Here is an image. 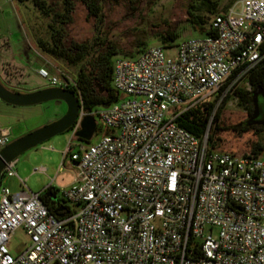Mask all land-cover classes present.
<instances>
[{
    "label": "built area",
    "instance_id": "obj_1",
    "mask_svg": "<svg viewBox=\"0 0 264 264\" xmlns=\"http://www.w3.org/2000/svg\"><path fill=\"white\" fill-rule=\"evenodd\" d=\"M211 36L181 40L172 56L150 46L112 62L117 100L78 108L58 172L73 173L51 212L40 192L11 191L14 161L0 178V264H264V157L207 147L175 119L222 89L231 93L264 59V0H235L209 22ZM36 74L46 87L67 78ZM105 134L78 140L84 117ZM11 140L0 129V149ZM43 171L34 168L33 173ZM27 237L11 255L14 230Z\"/></svg>",
    "mask_w": 264,
    "mask_h": 264
},
{
    "label": "rangeland",
    "instance_id": "obj_2",
    "mask_svg": "<svg viewBox=\"0 0 264 264\" xmlns=\"http://www.w3.org/2000/svg\"><path fill=\"white\" fill-rule=\"evenodd\" d=\"M195 0H117L103 4L101 21L88 16L86 10L79 4L67 25H60L63 29L65 42H91L97 31L117 40L127 46L130 35L144 37V45L140 48L127 46V53L134 55L141 48L159 46L157 35L167 28L174 29L179 34L175 44L181 40L202 38L193 32L186 24L190 5ZM218 5V12L227 8L235 0H213ZM49 18H44L30 2L17 3L15 0H0V80L11 90L20 93L45 88L46 80L36 74V69L45 66L50 74L59 78L75 79L77 67L66 65L63 60L54 59L42 53L37 43L50 42ZM60 29L59 24H55ZM174 44V45H175ZM175 47L165 50V55L172 56ZM239 88L249 89V85L242 82ZM214 100L215 108L223 107L219 120L221 131L213 137L216 148L232 153L249 152L255 142H264V133L247 130L237 133L230 127L239 125L245 128L249 119L244 106L232 95L227 93L215 99V95L208 98ZM100 108V107H99ZM66 111L64 103L55 104L46 102L31 107H13L0 101V127L8 126L11 129L10 142L35 129L59 119ZM259 120H264V106L259 104ZM3 116V117H2ZM95 131L89 141L84 144L96 143L104 134V125L93 117ZM247 127V126H246ZM248 129L251 127H247ZM209 127L207 132L211 133ZM75 146L77 140L72 131H65L42 144L21 154L14 160L13 172L15 176L3 179L2 184L11 191H18L23 187L31 192H40L50 188L56 198L61 200V189L68 188L73 180V173L65 170L58 172L68 144ZM75 147H72V149ZM34 168H43V171L33 173ZM69 209L75 207L64 203ZM27 237L22 228H17L11 235L7 248L11 255L24 249Z\"/></svg>",
    "mask_w": 264,
    "mask_h": 264
},
{
    "label": "trees",
    "instance_id": "obj_3",
    "mask_svg": "<svg viewBox=\"0 0 264 264\" xmlns=\"http://www.w3.org/2000/svg\"><path fill=\"white\" fill-rule=\"evenodd\" d=\"M17 3L30 2L31 5L44 18H49L51 23L50 28V42L37 43L38 49L48 56L63 60L66 65L77 67L73 85L67 87L78 100L79 108L86 112H90L99 107H106L117 100V95L112 88V62L116 56L125 58H132L136 56L143 49L138 50L134 55L127 53V46L132 48H140L144 45V37L137 35H130L127 46L118 43L117 40L110 38L100 31H97L95 37L91 42L77 43L70 41L65 42L63 29L60 25H67L71 21V16L77 4L81 5L87 12L88 16L96 21H101L102 8L104 3L116 2L117 0H15ZM188 11L187 26L195 33L203 37L211 36L213 33L209 29L210 19L217 14L225 11L223 9L218 12V5L213 0H195L190 5ZM59 24L60 29L55 27ZM159 46L164 49L174 46L175 41L180 37L174 29L167 28L157 36ZM249 85V89L234 88L232 95L244 106L247 114L252 113L251 95L258 87L264 89V59L258 67L251 72L244 81ZM46 87V86H45ZM9 89V88H7ZM41 89V88H40ZM18 92L17 90H11ZM37 90V89H36ZM222 93V89L217 91L215 99ZM223 107L215 108L214 100L197 103L194 106L183 111L176 119L175 123L193 135L196 138H201L209 127L212 128L211 133L207 136V147L221 152H228L226 150H219L216 148L213 137L216 132L221 131L219 127V120L222 115ZM245 128L239 125L230 127L237 133H243L247 130H253L256 133H264V128L260 126H251ZM69 131H72L70 128ZM80 129L77 131L79 132ZM76 132V133H77ZM81 140L80 138H77ZM232 153V152H228ZM251 154L253 156L264 157V142H255L250 148L249 152L243 154ZM240 154V153H233ZM56 195L46 188L40 194L41 201L47 206L51 212L63 206L64 200L57 199L53 201L51 197Z\"/></svg>",
    "mask_w": 264,
    "mask_h": 264
},
{
    "label": "water",
    "instance_id": "obj_4",
    "mask_svg": "<svg viewBox=\"0 0 264 264\" xmlns=\"http://www.w3.org/2000/svg\"><path fill=\"white\" fill-rule=\"evenodd\" d=\"M264 99V89L258 87L252 92L251 103L252 113L246 121V126H260L264 128V120H259L258 97ZM0 101L13 107H31L46 102L55 104L64 103L66 111L59 119L35 129L21 137L13 139L6 146L0 149V178L6 164L13 162L18 156L26 151L35 148L43 142L68 131L78 116V100L68 89L45 87L26 93L13 92L7 89L0 81ZM95 131V122L91 116L83 118L80 124V131L76 137L83 141H89ZM53 201L56 198H51Z\"/></svg>",
    "mask_w": 264,
    "mask_h": 264
},
{
    "label": "flooded vegetation",
    "instance_id": "obj_5",
    "mask_svg": "<svg viewBox=\"0 0 264 264\" xmlns=\"http://www.w3.org/2000/svg\"><path fill=\"white\" fill-rule=\"evenodd\" d=\"M1 83L6 87L9 88V86L7 84H5L2 80H0ZM261 104L262 106H264V99L262 97H258V105ZM12 138V137H11Z\"/></svg>",
    "mask_w": 264,
    "mask_h": 264
},
{
    "label": "crops",
    "instance_id": "obj_6",
    "mask_svg": "<svg viewBox=\"0 0 264 264\" xmlns=\"http://www.w3.org/2000/svg\"><path fill=\"white\" fill-rule=\"evenodd\" d=\"M2 117H3V116H2ZM0 129H8L9 132H10V134H11V129H10L8 126H3V127L1 126ZM51 198H52V197H51Z\"/></svg>",
    "mask_w": 264,
    "mask_h": 264
}]
</instances>
